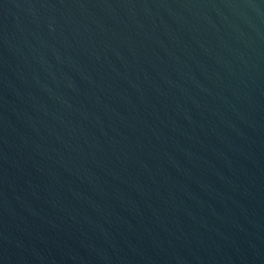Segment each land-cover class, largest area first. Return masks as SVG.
<instances>
[{
  "label": "water",
  "instance_id": "water-1",
  "mask_svg": "<svg viewBox=\"0 0 264 264\" xmlns=\"http://www.w3.org/2000/svg\"><path fill=\"white\" fill-rule=\"evenodd\" d=\"M0 264H264V0H0Z\"/></svg>",
  "mask_w": 264,
  "mask_h": 264
}]
</instances>
